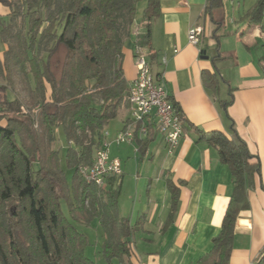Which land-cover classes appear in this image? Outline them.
Wrapping results in <instances>:
<instances>
[{"label": "trees", "instance_id": "trees-1", "mask_svg": "<svg viewBox=\"0 0 264 264\" xmlns=\"http://www.w3.org/2000/svg\"><path fill=\"white\" fill-rule=\"evenodd\" d=\"M141 1L0 0L6 11L0 14V41L7 45L0 54V264H96L86 254L88 236L77 227L95 221L105 233L106 263L135 264L143 217L132 223L121 216V176H108L98 186L87 183L78 167L94 163L103 131L130 106L123 48ZM222 6L223 0H209L205 12L212 15ZM160 13L161 0H147L135 34V46L148 49L150 66L156 60L152 24ZM245 16L262 24L264 0ZM60 45L66 54L57 77L51 59ZM203 81L209 90H219L217 72H205ZM231 102L232 97L220 101L225 113ZM59 129L68 144L70 180L56 147ZM202 139L217 149L232 175L221 231L206 255L209 264H229L237 219L250 206L249 188L261 165L235 130L232 138L213 131ZM169 190L173 214L180 191L173 183ZM254 264H264V247Z\"/></svg>", "mask_w": 264, "mask_h": 264}, {"label": "crops", "instance_id": "crops-1", "mask_svg": "<svg viewBox=\"0 0 264 264\" xmlns=\"http://www.w3.org/2000/svg\"><path fill=\"white\" fill-rule=\"evenodd\" d=\"M208 1L161 0L160 16L152 24L156 60L151 66L164 77L182 119L178 146L170 151L165 133L151 120L147 134L109 151L122 163L120 214L124 188L126 217L132 223L143 217L134 241L135 264H209L206 255L221 231L233 191L229 166L216 148L200 140L213 131L232 138L235 130L261 165L249 188L250 206L237 219L229 264H254L264 247V20H246L257 0H223L212 15L205 12ZM195 25L203 28L198 45L188 37ZM138 48L132 33L123 48L128 84L138 75ZM205 72L219 74L218 91L205 86ZM231 97L225 113L220 101ZM130 114V106L119 112L114 135ZM170 183L180 191L173 214Z\"/></svg>", "mask_w": 264, "mask_h": 264}, {"label": "built area", "instance_id": "built-area-1", "mask_svg": "<svg viewBox=\"0 0 264 264\" xmlns=\"http://www.w3.org/2000/svg\"><path fill=\"white\" fill-rule=\"evenodd\" d=\"M203 32L201 26L195 25L189 29V41L198 45ZM138 75L129 84L128 100L130 104V118L114 139L116 145L131 143L137 135L148 133V125L154 120L158 128L166 135L169 150L178 146L183 135V126L175 120L172 107L165 100L164 77H158L152 70L146 55L140 47L136 51ZM108 134V133H107ZM98 154L97 166L93 169H85V164L78 167L79 175L87 182L102 186L108 176L120 177L123 173L122 163L117 158H111L109 143L102 142L96 151Z\"/></svg>", "mask_w": 264, "mask_h": 264}, {"label": "rangeland", "instance_id": "rangeland-1", "mask_svg": "<svg viewBox=\"0 0 264 264\" xmlns=\"http://www.w3.org/2000/svg\"><path fill=\"white\" fill-rule=\"evenodd\" d=\"M146 5H147V0H142L138 4L136 22L130 28L132 33L136 34L137 32L140 31L141 24H140L139 20L141 21V18H142L144 9L146 8ZM5 12H6L5 9L2 8L0 5V14H5ZM6 46L7 45L5 43L0 41V54H1V56L3 55V51L6 49ZM65 54H66V47L64 45H60L58 50L56 51V53L54 54V56L51 59L52 70L57 77L60 76L61 67L63 64ZM0 81H3V80L0 78ZM119 123H120V120L118 117V118L112 120L111 123L109 124L108 134H107V128L103 131L102 142L109 143V151L111 153H114L118 147L114 143V139L116 137V135H114V132H115V130H117ZM56 147L60 148V150H61L60 154H61V158H62V162H63L62 163L63 168L65 169V172L67 174L68 179L70 180L72 178L73 173H72V170L68 167L67 161H66V152H67L68 144H67L66 138L64 137V133L62 132L61 129H59L57 132ZM102 185H105V181ZM126 195H127L126 189L123 188V196L124 197H123V200L121 203V208H122L121 216H123V217L128 216V215H126V204H127V199H128V196H126ZM136 196H138V195H135V197ZM63 209H64L65 214L68 216L66 204H63ZM77 227L79 228V230H81L83 233H85L89 238L90 245L88 246V248L86 250L87 256L92 258L96 262V264H107L105 259L103 258V255H102V242L105 238V233H104L100 223L98 221H95L90 227L81 226V225H77ZM135 238H138L137 234H136Z\"/></svg>", "mask_w": 264, "mask_h": 264}, {"label": "bare ground", "instance_id": "bare-ground-1", "mask_svg": "<svg viewBox=\"0 0 264 264\" xmlns=\"http://www.w3.org/2000/svg\"><path fill=\"white\" fill-rule=\"evenodd\" d=\"M146 62H148L147 61V55H146ZM164 95H165V100H168L170 107H172V109H173V113H174V116H175V120H177L178 123L180 125H182L181 118H180L179 114L177 113V111H176V109H175V107H174V105H173V103H172V101L170 99V95H169V92H168L167 88H164ZM97 161H98V154H97V156L95 158L94 163L93 164H90V165H85V169H93L94 167L97 166Z\"/></svg>", "mask_w": 264, "mask_h": 264}, {"label": "water", "instance_id": "water-1", "mask_svg": "<svg viewBox=\"0 0 264 264\" xmlns=\"http://www.w3.org/2000/svg\"><path fill=\"white\" fill-rule=\"evenodd\" d=\"M208 58V57H207Z\"/></svg>", "mask_w": 264, "mask_h": 264}]
</instances>
